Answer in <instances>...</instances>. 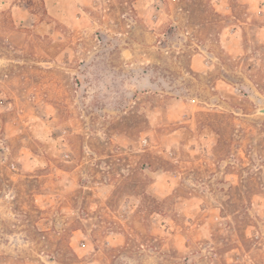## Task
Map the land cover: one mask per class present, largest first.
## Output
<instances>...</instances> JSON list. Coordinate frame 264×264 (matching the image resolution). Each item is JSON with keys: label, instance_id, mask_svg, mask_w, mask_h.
<instances>
[{"label": "rangeland", "instance_id": "1", "mask_svg": "<svg viewBox=\"0 0 264 264\" xmlns=\"http://www.w3.org/2000/svg\"><path fill=\"white\" fill-rule=\"evenodd\" d=\"M261 110L264 0H0V264H264Z\"/></svg>", "mask_w": 264, "mask_h": 264}, {"label": "water", "instance_id": "2", "mask_svg": "<svg viewBox=\"0 0 264 264\" xmlns=\"http://www.w3.org/2000/svg\"><path fill=\"white\" fill-rule=\"evenodd\" d=\"M262 113H264V110H261Z\"/></svg>", "mask_w": 264, "mask_h": 264}, {"label": "built area", "instance_id": "3", "mask_svg": "<svg viewBox=\"0 0 264 264\" xmlns=\"http://www.w3.org/2000/svg\"><path fill=\"white\" fill-rule=\"evenodd\" d=\"M65 157H68V155H65Z\"/></svg>", "mask_w": 264, "mask_h": 264}]
</instances>
